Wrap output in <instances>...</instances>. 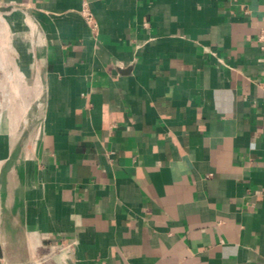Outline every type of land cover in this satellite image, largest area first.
I'll return each instance as SVG.
<instances>
[{
    "label": "crops",
    "instance_id": "0c3cea01",
    "mask_svg": "<svg viewBox=\"0 0 264 264\" xmlns=\"http://www.w3.org/2000/svg\"><path fill=\"white\" fill-rule=\"evenodd\" d=\"M11 6L0 264H264V0Z\"/></svg>",
    "mask_w": 264,
    "mask_h": 264
},
{
    "label": "water",
    "instance_id": "95a60500",
    "mask_svg": "<svg viewBox=\"0 0 264 264\" xmlns=\"http://www.w3.org/2000/svg\"><path fill=\"white\" fill-rule=\"evenodd\" d=\"M15 7H0V12H10L12 10H14Z\"/></svg>",
    "mask_w": 264,
    "mask_h": 264
},
{
    "label": "built area",
    "instance_id": "2783aa9c",
    "mask_svg": "<svg viewBox=\"0 0 264 264\" xmlns=\"http://www.w3.org/2000/svg\"><path fill=\"white\" fill-rule=\"evenodd\" d=\"M88 18L91 19L92 17H91V16H88ZM260 40H261L262 42H264V32L262 33V35H261V37H260Z\"/></svg>",
    "mask_w": 264,
    "mask_h": 264
},
{
    "label": "rangeland",
    "instance_id": "374dc122",
    "mask_svg": "<svg viewBox=\"0 0 264 264\" xmlns=\"http://www.w3.org/2000/svg\"><path fill=\"white\" fill-rule=\"evenodd\" d=\"M0 18H1V16H0ZM18 18L20 19V17H18ZM20 20H21V19H20ZM0 28H1V27H0ZM18 30L20 31V30H21V28H19Z\"/></svg>",
    "mask_w": 264,
    "mask_h": 264
}]
</instances>
